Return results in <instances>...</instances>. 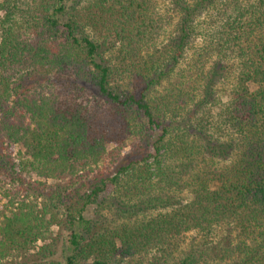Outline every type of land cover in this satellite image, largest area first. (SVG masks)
I'll return each mask as SVG.
<instances>
[{
	"label": "trees",
	"instance_id": "16d2710c",
	"mask_svg": "<svg viewBox=\"0 0 264 264\" xmlns=\"http://www.w3.org/2000/svg\"><path fill=\"white\" fill-rule=\"evenodd\" d=\"M1 186L9 264H264V0H0Z\"/></svg>",
	"mask_w": 264,
	"mask_h": 264
},
{
	"label": "rangeland",
	"instance_id": "374dc122",
	"mask_svg": "<svg viewBox=\"0 0 264 264\" xmlns=\"http://www.w3.org/2000/svg\"><path fill=\"white\" fill-rule=\"evenodd\" d=\"M228 86L229 85H223L221 84V91H220V96L222 98V101L226 102L228 99H229V95H228ZM131 144H132V141L130 140L128 142V145L124 146L121 150H123V153H126L128 151L131 150ZM10 148H9V151L11 153V155L13 156V158H15L18 166L17 168H20V159H21V155H22V150H21V147L17 144H13V145H8ZM109 160L107 159V161L105 163H107ZM29 177L33 178V179H39V177L36 175L35 172H32ZM2 187V186H1ZM6 186L0 188V205L1 206H5V205H8V208H17L18 207V202L21 203V201H24L26 200V202L28 201V199L30 198H24V193L21 189H16L14 186H10V190H9V198L12 196H16V200H15V205L12 206L10 205V203L7 201L8 198L7 197H3V191L6 190ZM16 191V192H15ZM186 193V192H185ZM93 209L94 207L93 206H89L87 211H86V214L88 216H91L93 214ZM53 236L55 237L56 235V231H57V228L56 227H53ZM227 234L228 235H232L233 233L229 230H225V229H222V231L220 230V232H218L217 234H214L212 235V237L210 238H207V239H204L203 237V234L199 231H189L187 232L185 235H183L181 237V239L179 240V244L176 246L178 251L176 252V256H182L184 254V252H186V250H188L189 247H191L192 245H194L193 243L195 244H203V246H206L208 247L207 249L205 247L206 250L209 255L207 258L209 259H214L216 260L217 262L220 261L221 257H227L226 256V252H225V248H226V243L223 242L221 239V237L223 236V234ZM43 242H39L38 244H42ZM154 255H158L160 256L161 254L156 252L155 250L151 251L150 252V255H145V256H140L142 258V260H139L137 258H135L134 260H130L129 259V264H150V260ZM220 256V257H219ZM223 257V258H224ZM229 257L225 258V261L228 262ZM11 259V258H10ZM9 258H4L3 260H0V264H9Z\"/></svg>",
	"mask_w": 264,
	"mask_h": 264
}]
</instances>
